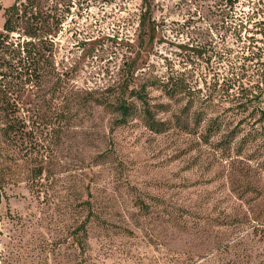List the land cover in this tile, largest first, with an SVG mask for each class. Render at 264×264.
<instances>
[{
    "label": "rangeland",
    "instance_id": "rangeland-1",
    "mask_svg": "<svg viewBox=\"0 0 264 264\" xmlns=\"http://www.w3.org/2000/svg\"><path fill=\"white\" fill-rule=\"evenodd\" d=\"M38 1L51 32L35 42L39 78L0 68L26 120L15 138L0 131V264H264V0H148L145 25L144 0ZM25 2L0 0V34ZM177 80L192 92L171 100L162 84ZM151 83L169 130L142 114L117 125L120 92L141 109L130 92ZM192 94L184 131L174 116Z\"/></svg>",
    "mask_w": 264,
    "mask_h": 264
},
{
    "label": "trees",
    "instance_id": "trees-1",
    "mask_svg": "<svg viewBox=\"0 0 264 264\" xmlns=\"http://www.w3.org/2000/svg\"><path fill=\"white\" fill-rule=\"evenodd\" d=\"M25 3H22V15L20 16V10L18 7L13 6L5 10L6 21L3 26L4 33L0 34V68H9L11 70L20 67L18 69L25 71L24 74H18L21 78L23 84L30 83V78L35 76L39 78L41 74L40 70L42 66L41 62L46 61L45 56L42 55V52L36 50L35 42L37 40L43 41L44 44H47L49 35L51 34L50 30L47 28V22L43 18L42 10L40 9V4L38 0H25ZM147 5V11L143 16L141 21L142 25H145L148 21V14L150 11V4L148 0H144ZM25 21V25L23 30L27 39L24 40L23 43H18L16 49L12 48L11 45L8 44V35L16 32L19 29H22V24ZM11 55V58H7L6 56ZM18 59L16 62L15 60ZM18 64L16 66V64ZM5 73H0V76H5ZM134 76L130 79V83L134 81ZM151 84H144L140 88H133L131 90V95L135 100L140 103L141 109L136 107V104L129 100L126 97L127 90L129 87L126 86L121 92L120 96L117 99L115 104V111L119 114V120L117 125H126L128 121L135 115L143 116V119L146 123V126L156 133H164L169 130L170 126L167 121H162L156 118V113L153 109H156L158 112L167 110L168 106L165 104H159V106H153L150 103L149 96L147 94V87ZM164 92L166 96L171 99H179L190 95L192 90L184 85V83L180 80L175 82H164L162 84ZM193 95V94H192ZM100 105H113L109 102V98L103 97L102 99L97 100ZM197 103V98L193 95L192 98L188 101L184 108H182V112L179 115L174 116L173 124L183 129L184 131L189 130V122L188 118L191 116L193 105ZM19 102L18 100L11 99L9 93L5 88L0 86V131L4 137H16L18 134H21L24 131L26 126V120L23 117L18 116ZM205 121L203 115L201 113H195V125L199 126ZM215 130V125H210L207 130L204 139L208 142L209 136ZM0 149V154H1ZM4 155V154H1ZM6 168V167H5ZM8 168V167H7ZM7 168L5 170H7ZM43 174V168L39 167L36 171V176H40ZM2 187V183L0 180V188ZM91 196L88 197L87 200L82 202V206L88 211V214L85 218V221L75 229L74 233V241L79 244L83 249H85V240L88 238V229L87 226L91 222V220L97 218V213L95 211V205L91 201ZM82 232V235L80 234ZM84 237V239H83Z\"/></svg>",
    "mask_w": 264,
    "mask_h": 264
}]
</instances>
